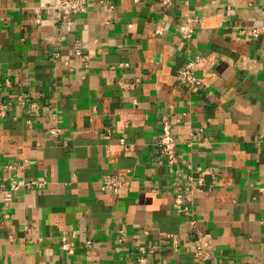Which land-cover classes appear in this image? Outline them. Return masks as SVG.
<instances>
[{
	"label": "crops",
	"instance_id": "1",
	"mask_svg": "<svg viewBox=\"0 0 264 264\" xmlns=\"http://www.w3.org/2000/svg\"><path fill=\"white\" fill-rule=\"evenodd\" d=\"M55 1L0 0V103H37L0 116V264H133L142 246L147 264H264V0H93L58 22ZM196 58L187 87L175 75ZM165 121L177 177L152 149ZM104 174L127 175L119 194ZM189 175L202 192L181 214L172 183L185 196Z\"/></svg>",
	"mask_w": 264,
	"mask_h": 264
},
{
	"label": "built area",
	"instance_id": "2",
	"mask_svg": "<svg viewBox=\"0 0 264 264\" xmlns=\"http://www.w3.org/2000/svg\"><path fill=\"white\" fill-rule=\"evenodd\" d=\"M160 5L163 7H169L171 5V0H159ZM93 5V0H56L54 3H48L46 6L48 9L52 10L56 17V22L67 19L72 14H80L86 13L90 7ZM109 10L112 8L109 6ZM36 22H39L36 20ZM177 31L182 38H189L191 36L192 27L190 24L183 22L178 24ZM258 29L254 28L251 30V34L256 36L258 33ZM57 56V55H55ZM199 58L193 59L191 62H188L183 66L180 70L177 71L175 75V79L178 80L181 84L187 87L199 86L201 84V80L199 77L195 75V70L199 64ZM68 64V62H65ZM3 84L7 87L10 85L9 79L4 80ZM16 103L18 106L27 107L28 111H35L37 107V103L33 102L31 98L25 94L23 91L15 93L13 99H8L7 102L0 103V116H4L7 112L8 108ZM58 129L49 130V134L53 135ZM172 127L170 123L163 122L162 128L160 132L157 134V138L153 144V151L156 155H158L159 159L163 163V165L168 168L171 173H173L176 177L181 175L178 172L177 165L179 162V154L177 153V143L175 142L174 136L172 135ZM126 174L115 175V174H104L101 179L100 190L110 192L114 195L119 194V191L125 187L126 184ZM188 176V193L183 196L182 193L178 192L177 183L174 181L172 184L175 187V196L173 199V206L177 212L181 214H186L189 210H187V206L185 204L192 203L193 192L198 191L202 192L198 187L195 188V185L192 182V179ZM201 179L197 181L198 184L201 183ZM44 182H39L36 180H22L12 178L9 183V190L15 191L19 188L29 189L31 187H42ZM192 187V188H191ZM152 192H155L156 189L152 188ZM186 202V203H185ZM2 217H8L5 215L4 211L0 212ZM190 231L187 234V238L189 240V247L196 254V256L200 260H205L209 256V252L213 246L210 244V238L202 232L199 228L196 227V221L194 219L188 222ZM167 237L171 238L172 246H175L177 243V238L174 235H168ZM63 241L62 249L67 254H73V246L72 241H68L66 237H62ZM86 243L89 244L90 241L86 240ZM139 251L134 258L133 264H147L149 263V257L152 256L156 252V248L152 247H138ZM95 264V263H90ZM159 264H165V260L161 259Z\"/></svg>",
	"mask_w": 264,
	"mask_h": 264
}]
</instances>
